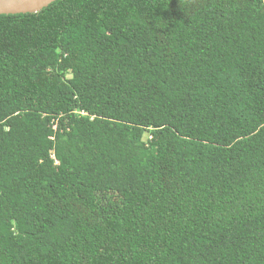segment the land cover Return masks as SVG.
Instances as JSON below:
<instances>
[{"label": "trees", "instance_id": "obj_1", "mask_svg": "<svg viewBox=\"0 0 264 264\" xmlns=\"http://www.w3.org/2000/svg\"><path fill=\"white\" fill-rule=\"evenodd\" d=\"M0 264H264V0L0 16Z\"/></svg>", "mask_w": 264, "mask_h": 264}, {"label": "water", "instance_id": "obj_2", "mask_svg": "<svg viewBox=\"0 0 264 264\" xmlns=\"http://www.w3.org/2000/svg\"><path fill=\"white\" fill-rule=\"evenodd\" d=\"M59 0H0V16L38 14Z\"/></svg>", "mask_w": 264, "mask_h": 264}, {"label": "rangeland", "instance_id": "obj_3", "mask_svg": "<svg viewBox=\"0 0 264 264\" xmlns=\"http://www.w3.org/2000/svg\"><path fill=\"white\" fill-rule=\"evenodd\" d=\"M147 138H148V136H147V135H145V136H144V139L146 140Z\"/></svg>", "mask_w": 264, "mask_h": 264}]
</instances>
